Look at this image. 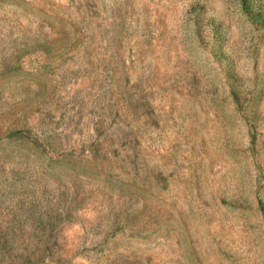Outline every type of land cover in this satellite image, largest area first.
Listing matches in <instances>:
<instances>
[{
	"label": "rangeland",
	"instance_id": "1",
	"mask_svg": "<svg viewBox=\"0 0 264 264\" xmlns=\"http://www.w3.org/2000/svg\"><path fill=\"white\" fill-rule=\"evenodd\" d=\"M0 264H264V0H0Z\"/></svg>",
	"mask_w": 264,
	"mask_h": 264
}]
</instances>
